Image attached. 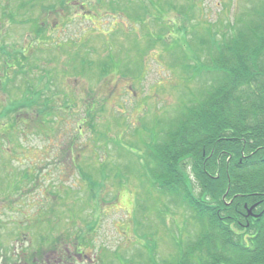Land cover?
Masks as SVG:
<instances>
[{
    "label": "rangeland",
    "instance_id": "1",
    "mask_svg": "<svg viewBox=\"0 0 264 264\" xmlns=\"http://www.w3.org/2000/svg\"><path fill=\"white\" fill-rule=\"evenodd\" d=\"M14 3H21L17 19L22 24L7 25L17 39L10 37L6 47L16 44L26 51L28 40H36L22 72L32 71L27 76H35L36 88L41 74L50 78L46 92L52 102L50 109L37 106V113L26 101L15 109L19 120L30 123L27 130L22 123L16 127L12 117L0 119V262L15 264L24 257L28 263L176 264L183 241L197 232L199 222H186L171 198L151 185L141 144L147 150L159 140L214 77L202 67L211 31L219 39L256 20L264 0H0V15L16 12ZM33 17L47 27L40 38L31 21L23 24ZM9 51L0 55L4 62ZM10 69L4 73L0 67V74L8 77ZM11 95L24 101L21 87ZM3 102L0 94L1 114L10 107ZM89 104L99 122L93 130L88 119L80 144L78 123L86 122ZM106 142L113 144L107 151ZM70 143L76 152L84 145L78 157L72 152L76 175L72 159L60 156ZM28 167L40 175L25 180ZM80 168L103 183L94 194L88 188L90 198L76 202L72 217L71 206L62 203L44 214L49 188L74 182ZM61 197L70 203L75 195L61 192ZM23 212L37 218H29L31 226Z\"/></svg>",
    "mask_w": 264,
    "mask_h": 264
},
{
    "label": "trees",
    "instance_id": "2",
    "mask_svg": "<svg viewBox=\"0 0 264 264\" xmlns=\"http://www.w3.org/2000/svg\"><path fill=\"white\" fill-rule=\"evenodd\" d=\"M251 21L213 44L204 66L217 78L201 97L147 150L141 144L151 185L171 198L168 202L181 209L186 222H199L197 232L183 241L176 264H264V7ZM25 101L32 103L25 97L18 107ZM10 107L7 116L15 110L13 103ZM88 109L94 130L95 107ZM75 145L68 144L67 153L63 147L60 156L72 159L73 152L78 157L84 145L77 152ZM76 161L72 159L73 173ZM80 171L74 182L49 188L44 214L62 203L71 206L72 217L76 202H87L103 183L94 172ZM38 174L28 167L22 175L28 180ZM61 192L74 194V200L65 202ZM253 205L257 217L248 216Z\"/></svg>",
    "mask_w": 264,
    "mask_h": 264
},
{
    "label": "flooded vegetation",
    "instance_id": "3",
    "mask_svg": "<svg viewBox=\"0 0 264 264\" xmlns=\"http://www.w3.org/2000/svg\"><path fill=\"white\" fill-rule=\"evenodd\" d=\"M6 31H7V27H3L2 31L0 33V40L2 39V35L6 36ZM33 44L31 43L30 46H32ZM79 256H81V254H79ZM61 257V256H60ZM39 258V257H38ZM30 261L26 260L24 257H21L19 261L15 262V264H51V260L45 261L44 259H40V260H34L31 263H28ZM53 263V262H52ZM0 264H7L5 262H0ZM56 264V263H54ZM59 264H63V263H59Z\"/></svg>",
    "mask_w": 264,
    "mask_h": 264
}]
</instances>
